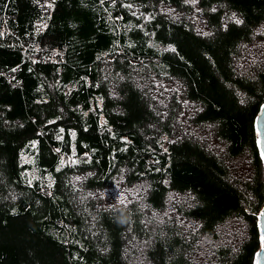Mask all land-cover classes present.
Returning a JSON list of instances; mask_svg holds the SVG:
<instances>
[{
  "label": "trees",
  "instance_id": "trees-1",
  "mask_svg": "<svg viewBox=\"0 0 264 264\" xmlns=\"http://www.w3.org/2000/svg\"><path fill=\"white\" fill-rule=\"evenodd\" d=\"M263 101L264 0H0V264H252Z\"/></svg>",
  "mask_w": 264,
  "mask_h": 264
},
{
  "label": "water",
  "instance_id": "water-1",
  "mask_svg": "<svg viewBox=\"0 0 264 264\" xmlns=\"http://www.w3.org/2000/svg\"><path fill=\"white\" fill-rule=\"evenodd\" d=\"M253 124L256 132V144L264 172V101L259 106ZM257 228L260 246L254 253L252 264H264V203L257 214Z\"/></svg>",
  "mask_w": 264,
  "mask_h": 264
},
{
  "label": "rangeland",
  "instance_id": "rangeland-1",
  "mask_svg": "<svg viewBox=\"0 0 264 264\" xmlns=\"http://www.w3.org/2000/svg\"><path fill=\"white\" fill-rule=\"evenodd\" d=\"M25 159H27V158H25ZM73 160V159H72Z\"/></svg>",
  "mask_w": 264,
  "mask_h": 264
}]
</instances>
